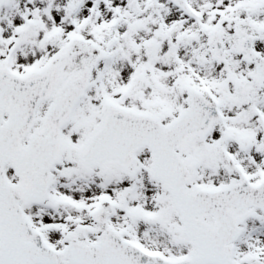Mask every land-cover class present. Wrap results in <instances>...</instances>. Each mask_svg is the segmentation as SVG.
<instances>
[{"label":"snow or ice","instance_id":"obj_1","mask_svg":"<svg viewBox=\"0 0 264 264\" xmlns=\"http://www.w3.org/2000/svg\"><path fill=\"white\" fill-rule=\"evenodd\" d=\"M0 264H264V0H0Z\"/></svg>","mask_w":264,"mask_h":264}]
</instances>
